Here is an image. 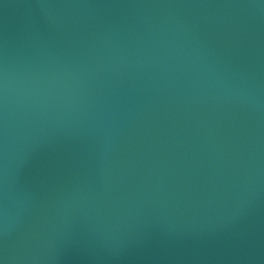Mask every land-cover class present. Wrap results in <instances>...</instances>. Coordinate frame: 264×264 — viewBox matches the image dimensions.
<instances>
[{
	"label": "water",
	"instance_id": "obj_1",
	"mask_svg": "<svg viewBox=\"0 0 264 264\" xmlns=\"http://www.w3.org/2000/svg\"><path fill=\"white\" fill-rule=\"evenodd\" d=\"M0 261L264 264V0H0Z\"/></svg>",
	"mask_w": 264,
	"mask_h": 264
},
{
	"label": "clouds",
	"instance_id": "obj_2",
	"mask_svg": "<svg viewBox=\"0 0 264 264\" xmlns=\"http://www.w3.org/2000/svg\"><path fill=\"white\" fill-rule=\"evenodd\" d=\"M7 214H8V212H7V209L5 208V210H4L5 219H7Z\"/></svg>",
	"mask_w": 264,
	"mask_h": 264
},
{
	"label": "snow or ice",
	"instance_id": "obj_3",
	"mask_svg": "<svg viewBox=\"0 0 264 264\" xmlns=\"http://www.w3.org/2000/svg\"><path fill=\"white\" fill-rule=\"evenodd\" d=\"M0 264H3V261H0Z\"/></svg>",
	"mask_w": 264,
	"mask_h": 264
}]
</instances>
